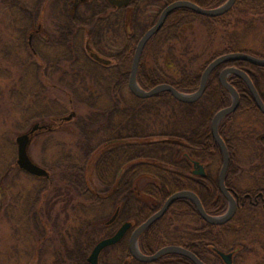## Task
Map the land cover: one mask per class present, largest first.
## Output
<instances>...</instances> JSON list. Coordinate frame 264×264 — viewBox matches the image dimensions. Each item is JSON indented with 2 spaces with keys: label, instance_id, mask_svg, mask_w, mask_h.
<instances>
[{
  "label": "trees",
  "instance_id": "trees-1",
  "mask_svg": "<svg viewBox=\"0 0 264 264\" xmlns=\"http://www.w3.org/2000/svg\"><path fill=\"white\" fill-rule=\"evenodd\" d=\"M45 1L44 8L52 24L51 34L40 41L34 34L28 43L26 33L36 15L30 13L26 0H8L10 6L20 10L15 20L24 23V43L34 48L29 54L32 61L25 64L32 66L35 74L48 83L39 91H32L33 107L21 110L15 127L25 131L34 121L47 125L39 130H49L53 134L48 138V149L52 148L56 154L49 161L44 158L42 163L55 166L58 172L49 178L34 176L15 162L10 165V156L0 151L1 187L13 170V175L23 174L29 178L27 193L17 187L13 204L3 206L6 193L0 192V216L3 211L11 217L10 209L15 206L19 213L17 219L25 218L33 223L38 236H44L51 227L61 238L62 247L61 251L54 250L53 264H90L88 256L99 240L112 235L126 221L134 225L143 223L174 192L192 190L208 213H224L228 201L219 187L218 175L194 174V161H200L206 169L223 162V153L212 134L211 124L214 115L231 104L232 96L221 84L220 72L227 66L245 70L264 101V66L246 60L221 63L211 73L204 94L194 102L180 101L167 90L146 98L129 91L133 97L130 98L126 89L138 41L155 24L162 10L177 0H141L144 7L140 0L122 7L113 6L107 0H83L85 3L79 8H75V0ZM190 1L204 8H214L227 0ZM154 3L160 7L159 11L150 14L152 20L147 22L145 11ZM105 9L109 11L104 12ZM262 9L264 0H236L228 12L217 16L204 15L188 7L176 8L143 50L137 75L139 84L149 90L169 83L180 91L192 93L199 88L204 69L218 56L243 51L263 57L257 51L240 48L237 26L245 21L238 18L233 23L229 17ZM197 24L206 26L209 45L197 46L194 38L189 37L188 34L195 36ZM128 26L132 32L128 33ZM88 30L91 41L101 52L105 42L117 35L119 38L123 32L124 45L109 54L113 64L99 63L85 52L83 41ZM38 42L45 48L59 49L60 55L54 58L42 53ZM157 42L160 47L150 61V47ZM163 50L166 54L161 61L159 54ZM34 56H39L42 63L35 61ZM228 79L240 94V104L237 110L224 117L219 127L231 156L226 184L241 195H255L264 192V186L242 190L234 182L239 161L233 138L226 134L225 128L234 115L259 108L240 76L231 74ZM52 86H58L63 95H48ZM70 108L73 115L64 121ZM54 119L57 121L53 125L47 123ZM63 122H73L74 131L77 130L69 140L59 139ZM112 207L119 212L116 220L108 224L114 214L110 211ZM254 208L247 200L245 209ZM237 221L243 220L235 216L224 224L210 223L200 215L193 201L180 198L141 235L139 246L145 254H152L165 245L184 246L207 264H224L216 249L236 253L238 241L228 243L227 237ZM121 245H125L124 256L116 264H195L176 253H167L152 262L140 261L131 256L124 240L103 253L121 248ZM100 263L114 264L105 258L101 261V256Z\"/></svg>",
  "mask_w": 264,
  "mask_h": 264
},
{
  "label": "rangeland",
  "instance_id": "rangeland-1",
  "mask_svg": "<svg viewBox=\"0 0 264 264\" xmlns=\"http://www.w3.org/2000/svg\"><path fill=\"white\" fill-rule=\"evenodd\" d=\"M34 2L37 4L34 5ZM8 3V0H0V151L2 154L10 156L9 163L12 161L10 165L13 166L14 162L17 165L18 156L16 138L29 129L20 131L15 127V123L24 107H33L35 98L32 91H39L40 87L46 86L48 83L44 82L40 75L35 74L32 66L25 64L32 61L29 54H32L34 48L32 45L24 43L25 40L22 38L24 23L15 20L20 10L17 9L18 7L13 8ZM26 3L30 13L36 15L26 33L27 42L32 41L35 35L38 36L37 40L39 41L46 39V36H50L52 27L49 19L50 15L46 11V7L44 8L46 1L26 0ZM84 3L82 0L79 5ZM140 4L141 7H144V2L141 0ZM159 8L156 3L148 6L145 11L147 17L143 16L144 20L148 18L147 22H151L152 16L150 14H156ZM39 9L41 10L39 11ZM107 11L109 9H105L104 12ZM240 14L242 15L232 14L229 16L233 23L238 18L245 21L237 26V33L240 35V48L257 51L264 57V9ZM195 29V36L187 33L191 39L194 38L193 42L200 47L209 45L205 36L208 33L206 26L197 24ZM90 30L85 33L83 41L84 50L89 55L91 51H98L102 56L111 58L109 54L118 50L125 43V37L121 32L122 36L119 34V38L118 35L116 37L113 35L112 40L105 42V46H102L103 52H101L91 41ZM126 30L128 33L132 32V28L129 26ZM39 46L42 53L49 54L51 57L57 58L60 55L61 51L57 48H45L42 42L39 43ZM159 47L158 42L150 47V61L155 58V52ZM165 54L166 51L163 50L159 54V60L163 61ZM34 57L35 61L42 63L39 56ZM129 91L131 90L128 85L126 94L133 98ZM47 92L48 95L53 93L57 96L63 95L58 86L50 87ZM43 101H45L44 98ZM82 110L85 111L86 108L82 107ZM72 111L71 108L67 110L64 121H67L65 119ZM56 121V119L49 120L47 123L53 125ZM62 129L63 133L58 134L59 139L69 140L77 133V130L74 131L73 122H63ZM225 129L226 134L233 138L235 154L240 162V164L237 163L238 171L234 179L235 184L242 190L264 186V114L258 109L238 113L227 122ZM52 135L49 130H39L32 137L28 149L30 157L36 163L46 167L51 173V177L58 172V168L46 166L42 162L44 158L49 161L50 158L55 157L54 150L52 148L48 149V142L50 141L48 138ZM221 165L215 163L207 169L208 173L219 175ZM14 172L15 170L11 172L9 180L2 187L0 184V192L6 193L2 200L3 206L10 205L15 200L14 194L17 187L23 190V193L28 191L29 178L23 174L15 176L13 175ZM94 182L93 186L96 187L98 182L97 180ZM24 189L26 190L24 191ZM97 190L99 189L97 188ZM115 209V207L110 208L111 214L115 212ZM260 209L256 215L244 209L239 210L236 214V219L243 221L233 223L235 228L230 230L227 237L228 243L238 241L236 244L238 247L236 264H264V210ZM10 211L12 212L11 217L7 214L4 215L3 211L0 216V264H53L52 254L54 250H62L59 235L49 227L44 236H38L34 232L33 223H29L26 219L27 225L25 218L17 219L19 213L15 206ZM121 246V248L107 250L108 252L102 253L101 261L105 258L114 264L119 262L125 252V245Z\"/></svg>",
  "mask_w": 264,
  "mask_h": 264
},
{
  "label": "water",
  "instance_id": "water-1",
  "mask_svg": "<svg viewBox=\"0 0 264 264\" xmlns=\"http://www.w3.org/2000/svg\"><path fill=\"white\" fill-rule=\"evenodd\" d=\"M109 3H111L114 6L121 7L128 5L132 0H108ZM236 0H227L225 3L218 7L214 8H204L200 5L196 4L193 1L190 0H177L170 4H168L161 12L160 16L158 17L155 24H153L150 28H148L141 38L138 41V44L136 46L134 57L132 61L131 71L129 75V89L131 92L139 97H151L155 94H157L160 91L167 90L171 92V94L178 100L184 101V102H194L198 100L205 92L206 86L209 80V77L213 70L220 65L223 62L230 61V60H246L253 64L264 66V57H260L248 52L243 51H235L230 53H225L214 60H212L207 67L204 69L202 75H201V81L199 88L192 93H187L180 91L178 88H176L174 85L169 83H161L153 88L147 90L144 89L137 80L138 70H139V64L141 60V56L143 53V50L147 44V42L150 40V38L155 35L165 24L169 14L179 7H188L191 8L198 13L209 15V16H217L222 15L226 12H228L233 5L235 4ZM91 56L97 60L98 62H101L103 64H111L112 60L109 58H105L100 56L96 52H92ZM231 74H236L240 76L248 85L251 93L253 94L255 101L258 105V108L263 112L264 114V101L262 97L260 96V93L258 92V89L256 88L252 78L246 72L245 70L237 67V66H227L225 67L221 73H220V82L221 84L230 92L232 96V102L229 106L222 108L219 110L213 117L211 129L212 134L216 141L218 142L222 153H223V162L220 168V172L218 175V184L222 191V193L227 197L229 201V207L228 210L221 215H212L208 213L200 199L197 193H195L192 190H181L177 191L173 194H171L162 207L157 210L154 214H152L146 221H144L142 224L137 226L134 230V233L132 234V237L130 239V252L132 256L140 261H146V262H152L157 260L159 257H161L164 254L167 253H177L181 254L183 256H186L190 258L195 264H207L204 262L198 255H196L194 252H192L190 249L179 246V245H168L161 249H159L157 252L153 254H145L140 250L138 238L139 235L146 230L151 224H153L156 220L161 218L169 209V207L172 205L174 201L180 198H189L194 202L196 205L200 215L208 222L213 224H224L227 221H229L235 214L237 209V200L233 196L231 190L226 185V175L227 171L230 166V151L226 144V141L222 137L220 131H219V125L221 120L227 116L228 114L234 112L237 110L240 104V94L236 87L229 81L228 77ZM73 115L71 113L67 118H70ZM47 125H43L40 123H34L30 129L27 132H24L17 136L16 142L18 147V156H17V164L18 166L25 170L26 172L35 175L37 177H50V172L48 169L43 167L42 165L36 163L29 155V145L32 140L33 135L35 132L39 129L46 128ZM195 169L194 174L201 175L205 177L207 175L205 166L200 161H194ZM119 209L116 210L114 215L111 217V219L108 221V223L113 222L118 215ZM132 227V223L130 221L124 222L118 230L111 236L105 237L98 241L94 248L92 249L90 255L88 256V261L90 264H100L99 258L104 249L107 247H110L112 245H115L119 243L122 238L124 237L125 233L128 229ZM217 253L222 257V259L225 261L226 264H234L233 263V253L232 252H225L221 249H216Z\"/></svg>",
  "mask_w": 264,
  "mask_h": 264
},
{
  "label": "flooded vegetation",
  "instance_id": "flooded-vegetation-1",
  "mask_svg": "<svg viewBox=\"0 0 264 264\" xmlns=\"http://www.w3.org/2000/svg\"><path fill=\"white\" fill-rule=\"evenodd\" d=\"M82 2V0H75L74 1V6H75V8H78V6H79V4ZM91 53V52H90ZM229 189L231 190V192H232V194H233V196L236 198V200H237V209H236V212H235V214H234V216L231 218V219H233L235 216H236V214H237V212L239 211V210H247L249 213H253V214H255L256 215V213L257 212H259L261 209L260 208H262V210H264V192H262V191H259L258 193H256L255 195H252V194H250V193H244V194H240L239 192H237V191H235L233 188H231V187H229ZM247 200H248V202L253 206V207H255L254 209H245V206H246V203H247ZM230 219V220H231ZM123 224V223H122ZM121 224V225H122ZM120 225V226H121ZM152 225V224H151ZM150 225V226H151ZM119 226V227H120ZM138 225H134V223L132 222V227L130 228V229H128L127 230V232L125 233V235H124V237L122 238V240H124V241H126V243H127V245H128V248H129V251H130V239H131V237H132V234L134 233V230H135V228L137 227ZM149 226V227H150ZM118 227V228H119ZM148 227V228H149ZM118 228H117V230H118ZM147 228V229H148ZM146 229V230H147ZM146 230H144L140 235H139V238H138V243H139V239H140V237H141V235H143V233L146 231ZM165 246H168V245H165ZM165 246H163V247H165ZM140 247V246H139ZM162 247V248H163ZM184 247V246H183ZM161 249V248H160ZM158 251V250H157ZM157 251H155V252H157ZM154 252V253H155ZM228 252H232L233 253V263L234 264H236V253H235V251L234 250H229ZM130 254H131V252H130ZM177 254V253H176ZM131 256H132V254H131ZM133 257V256H132ZM190 259V258H189ZM191 260V259H190ZM223 260V259H222ZM204 261V260H203ZM205 262V261H204ZM223 263L224 264H226L225 263V261L223 260Z\"/></svg>",
  "mask_w": 264,
  "mask_h": 264
}]
</instances>
